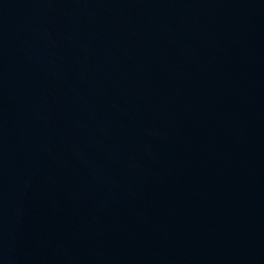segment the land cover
<instances>
[{
	"label": "water",
	"instance_id": "95a60500",
	"mask_svg": "<svg viewBox=\"0 0 264 264\" xmlns=\"http://www.w3.org/2000/svg\"><path fill=\"white\" fill-rule=\"evenodd\" d=\"M0 264H264V0H0Z\"/></svg>",
	"mask_w": 264,
	"mask_h": 264
}]
</instances>
